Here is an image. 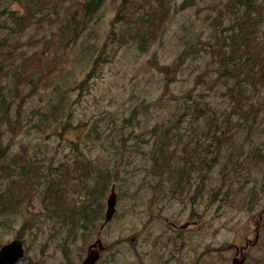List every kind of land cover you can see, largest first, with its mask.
I'll return each mask as SVG.
<instances>
[{
  "label": "trees",
  "instance_id": "obj_1",
  "mask_svg": "<svg viewBox=\"0 0 264 264\" xmlns=\"http://www.w3.org/2000/svg\"><path fill=\"white\" fill-rule=\"evenodd\" d=\"M106 2L0 0V219H23L19 235L23 242L24 233L31 234L40 219L53 223L52 237L62 243H76L82 233L90 235L100 224L109 191L111 193L115 187L117 196L122 197L132 165L130 156L125 155L128 151L135 157L146 156L147 175L154 182V194L165 193L162 188L169 189L174 196L191 194L193 204L203 197L211 173L224 157L227 162L221 171L223 183L225 180L227 183V176L230 179L245 170L244 164L264 162V146L255 147L250 155L245 153L244 145L236 144L241 132L248 138L264 120V0H227L212 18L210 41L200 48L194 46L193 41L186 42L187 49L170 65L160 64L155 58L152 65L164 79L165 96L172 97L176 108L172 123L155 128L152 143L154 139L155 142L149 148L145 146L150 143L147 135L138 133L140 115H146L140 109L148 107L143 105L134 108L130 116L122 120V125L112 122L119 127L114 132V140L123 138L119 140L122 145L121 148L116 146V164L104 169L83 151L87 141L93 143L101 139L97 133L92 137V132L98 131L96 124L84 126L82 132L88 128L84 136L69 141L76 155L66 164H56L55 156L48 157L47 148L34 147L32 155L25 150L21 155L10 157L13 146L5 144L7 131L16 137L35 130L42 139L49 140L53 136L63 137L71 129L78 130L72 122L74 94L78 93L79 102L84 93L89 92L91 81L100 75L105 65L114 61L108 57L110 53H119L125 47L148 53L157 30L166 20L159 15L160 5L166 17L171 8L167 0H158L156 7L135 13L128 7H133L130 0H122L105 42L96 52L95 45L86 44V38L98 23V14ZM185 7L186 4H182L178 11ZM34 27L43 30L44 35L25 43L35 48L27 54L28 49H22L24 43L20 40ZM78 47L84 52L83 64L79 62V71L84 77L70 82L75 70L63 73L64 68L57 66V59L63 51L68 53ZM188 63L195 68L194 85L177 95L170 89L178 77L184 75ZM54 74L63 76V83L68 79V86L63 88L57 84L54 87V93L60 95L58 101L50 106L48 114L42 115L38 124H32V119L25 121L21 110L26 100L38 92L44 77ZM27 87L32 88L31 93L13 114L15 98L12 95L18 97ZM187 119L190 133L181 127ZM126 127L133 129L126 132ZM193 134L196 139H191ZM201 138L206 140L205 144ZM132 140L135 145L128 147L127 143ZM206 151H211V157ZM195 176L199 178L197 182ZM223 189L213 195L211 204L218 200L227 202V195L219 198Z\"/></svg>",
  "mask_w": 264,
  "mask_h": 264
},
{
  "label": "rangeland",
  "instance_id": "obj_2",
  "mask_svg": "<svg viewBox=\"0 0 264 264\" xmlns=\"http://www.w3.org/2000/svg\"><path fill=\"white\" fill-rule=\"evenodd\" d=\"M121 1L107 0L98 14V23L86 38V44L96 46V52L106 40L111 29V20L115 17ZM226 1L167 0L171 7L167 17L160 5L159 15L166 20L162 24L159 21L161 26L149 52L141 54L135 47H125L119 53H110L108 57L114 58V61L105 65L100 75L91 81L89 92H85L79 102L78 93L74 94L71 100L72 111L75 112L72 122L74 128L79 129H71L63 137L53 136L49 140L42 139L35 130L30 134L20 133L16 137H13L11 131H7L5 144L10 143L13 146L10 157L14 154L21 155L25 150L32 155L34 147L44 150L47 148L48 157L55 156L56 164H66L76 155L69 141H76L78 136L83 137L88 129L82 132L84 126L96 124L98 131H93L92 137L97 133L101 135V139L93 143L87 141L83 151L99 168L104 169L109 164H116V146L121 148L122 145L119 140L123 138L114 140V132L119 127H115L112 122L122 125V120L129 117L134 108L143 105L148 107L140 109L146 115H140L138 133L147 135L146 139L150 143L145 146L149 148L155 142L154 139L152 143L155 128L172 123L176 108L172 97L165 96L164 79L156 72L152 63L156 58L160 64L170 65L187 49L186 42L193 41V45L200 48L210 41L212 18L222 10ZM157 3L158 0H130L133 7H128L132 12L142 13L156 7ZM182 4H186L185 9L178 11ZM42 31L34 27L21 38L20 41L24 43L22 49H28L25 51L27 54L35 51V48L33 44L25 43L41 39L44 35ZM83 55L84 52L78 47L68 53L63 51L57 59V66L64 68L63 73L75 70L70 82L74 78L81 80L84 77L81 70L79 71V62L83 64ZM185 68L184 75L178 77L176 84L170 89L177 95L194 85L195 68L191 63ZM59 76L54 74L44 77L38 92L31 98H28L32 91L30 87L19 93L18 97L13 94V114H16L22 100L28 98L21 110L22 117L25 121L32 119V124H38L42 115L48 114L50 106L58 101L60 95L54 93V87L57 84L63 85V88L68 86V79L63 83V76ZM259 125L248 138L245 132H241V137L236 138V144L239 147L244 145L247 154L252 155L255 147L264 146V120ZM181 127L186 133L191 132L188 119ZM132 129L126 127L125 131ZM60 131L61 128L57 132ZM191 139H196V135L193 134ZM201 142L205 144L206 140L201 138ZM134 145L133 140L127 143L128 147ZM200 150L203 151V148ZM121 151L124 153L122 149ZM206 154L211 157V151H206ZM125 155L130 156L132 165L122 197L119 194L117 196L118 203L112 221L104 226L110 191L104 200V214L100 224H97V228L90 235L87 232L82 233L76 243L66 244L53 238V223L40 219L31 234L23 235L25 239L24 242L21 241L24 244L25 257L18 264H81L89 246L98 239L102 240L106 250L97 264H233L238 250V258H245L244 264H264V162L244 164L245 170L232 175L230 179L227 176V183L226 180L223 183L221 171L226 165L227 157H222L221 163L211 173L203 197L193 204L191 194L174 196L167 188H162L165 193L154 194V182L147 175L149 161L146 156L135 157L129 151ZM231 170L232 166L228 171ZM195 178L197 182L199 178ZM220 188L224 189L219 198L227 195V202L221 203L218 200L211 204L213 195ZM157 216L161 218L158 220ZM172 225L178 228L174 229ZM186 225L188 227L182 229ZM22 227L21 218H8L7 221L0 219V249L14 240H20ZM241 250L244 254H241Z\"/></svg>",
  "mask_w": 264,
  "mask_h": 264
},
{
  "label": "water",
  "instance_id": "obj_3",
  "mask_svg": "<svg viewBox=\"0 0 264 264\" xmlns=\"http://www.w3.org/2000/svg\"><path fill=\"white\" fill-rule=\"evenodd\" d=\"M118 203L115 187L112 188L111 193L107 199V211L105 214L104 226L110 223L116 213V206ZM188 226L182 227L186 229ZM104 245L99 239L94 244L89 246L87 255L81 264H97L101 258V252L104 251ZM239 250L233 260V264H244L245 258L239 259ZM25 256L24 244L21 240H14L0 249V264H18Z\"/></svg>",
  "mask_w": 264,
  "mask_h": 264
},
{
  "label": "flooded vegetation",
  "instance_id": "obj_4",
  "mask_svg": "<svg viewBox=\"0 0 264 264\" xmlns=\"http://www.w3.org/2000/svg\"><path fill=\"white\" fill-rule=\"evenodd\" d=\"M172 227H174V229H177L178 227L176 225H172ZM99 240V239H98ZM101 240V239H100ZM102 241V240H101ZM103 243V242H102ZM104 245V244H103ZM104 251L106 250V247L104 246ZM104 251L101 252V256H102V253H104ZM241 254H244V251L241 250ZM101 259V258H100ZM99 262V261H98Z\"/></svg>",
  "mask_w": 264,
  "mask_h": 264
}]
</instances>
